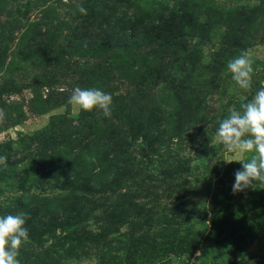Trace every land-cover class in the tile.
<instances>
[{
    "label": "rangeland",
    "instance_id": "obj_1",
    "mask_svg": "<svg viewBox=\"0 0 264 264\" xmlns=\"http://www.w3.org/2000/svg\"><path fill=\"white\" fill-rule=\"evenodd\" d=\"M185 2L202 7L201 20L210 31L204 39L188 40L194 56L183 60L182 50L161 53L154 42L142 38V30L168 18ZM80 7L86 15L79 13ZM100 16L105 31L118 28L126 33L127 41L117 49L88 40L99 33L91 30ZM245 51L253 61L250 90L239 88L226 67ZM156 52L154 61H173L174 68L190 65V75L172 81L165 73L173 75L168 68L147 77L142 67L153 62ZM150 66L156 67L154 62ZM77 86L111 94V116L104 117L99 109L74 110L68 100ZM261 87L264 0H0V108L5 112L0 145L12 143L6 166L0 167V216L23 212V206L32 203L57 211L55 200L62 197L66 203L71 198L66 185L45 175L41 182L31 176L33 183L24 188L12 176L15 167L22 170L31 159L39 160L26 138L46 131L52 119L65 118L75 131H123L132 160L127 161L125 176L102 197L75 189L91 208L81 221L87 234H76L78 242L85 243L70 253L66 247L59 250L56 264H264V228L249 221H259L262 212L253 210L256 204L248 199L252 185L232 190L235 172L242 170L233 160L246 162L251 154L229 153L214 139L228 109L239 110ZM122 104L124 110H117ZM177 117L183 118L181 131L170 124ZM149 120L169 126L161 145L152 142L159 155L149 152L142 137L132 136L133 131L153 136ZM61 123L67 122L57 125ZM71 158L58 150V161L68 163ZM175 158L186 160L187 170L173 174L163 166ZM114 205L130 209L122 222L107 213ZM139 206L140 214H132ZM43 212L34 213L35 222L47 217ZM149 215L152 220L146 219ZM162 217L174 225L166 228ZM36 227L45 229L38 223ZM50 245L48 240L44 247Z\"/></svg>",
    "mask_w": 264,
    "mask_h": 264
},
{
    "label": "trees",
    "instance_id": "obj_2",
    "mask_svg": "<svg viewBox=\"0 0 264 264\" xmlns=\"http://www.w3.org/2000/svg\"><path fill=\"white\" fill-rule=\"evenodd\" d=\"M250 6L244 8L241 6L239 9H245L247 12H250L252 11V7L250 8ZM204 15L201 6H194V4L185 2L182 8L170 14L168 18L157 19V23L154 24L151 29L144 28L142 30V38L154 42L153 44L157 45L161 53L170 54L173 53V50L178 49V51L182 50L180 59L184 60L189 57L188 55H190L191 59V57L194 56V46L191 45V47L188 48V40H191L193 37L204 39V34H208L210 31L207 27L206 29L204 28V25H207L201 20V16ZM99 20L100 22L97 23L96 28L91 30V32L95 31L99 33L88 36L87 38L89 41L93 44L96 42L97 45L100 46H107L109 49H117L118 46L123 43V40L125 42L127 41L126 33H120L118 28H111L105 31L104 28L107 27L105 26L106 22L103 21L104 19L101 16ZM239 23H241V21H239ZM180 44L182 48H180ZM223 44V46L227 45L226 43ZM229 47L235 49L237 45L232 43ZM157 55V52L153 53V60L151 59L156 67L150 66L153 62H148L142 67L147 77L151 76V74L158 75L161 70H166L168 68L173 71V75L169 76V72L165 73L172 81L177 80L182 75H190L189 70H192L190 65L189 67L180 65L174 68L172 67L173 61H168L167 63H163L162 60L159 62V59L154 61V57ZM187 63L190 64L189 62ZM196 89L199 90V88ZM122 106L123 104L120 105L117 110L123 111L124 109ZM83 117L84 116L81 114L79 119ZM177 118L178 119L172 121L170 124L173 130L178 129V131H181L182 128L180 126L182 125L183 118ZM64 121L68 123L69 120L65 118L61 120L52 119L46 131L26 138L31 149L34 147L39 160L36 161L33 158L30 160L28 167L22 170H17L15 167L12 171L13 178H17L16 183L19 188H24L27 184L31 185L33 183V179H30L31 176L32 178H36L35 182H41L45 175L49 181H54L56 183L61 181V186L62 183L66 185L67 189L64 190H67L71 197L67 199L66 203H63L62 197L60 200L54 199L60 206L57 211L50 207L37 208L33 203L27 206L22 205V211L29 217L26 220L25 227L28 229L30 243L23 244L19 249L18 259L20 264H36L38 262L43 264H56L55 257L59 255V250L66 247L67 251L70 253L74 247L83 246L85 242H78L81 241L78 235L87 234L84 227L81 225V221L82 218L87 216L91 211V208H88L89 204H84L88 201L87 198L74 194L75 189L83 190L86 195H90V197L93 198L102 197V195L107 194L108 191L110 192V189L115 186L117 181L125 176L129 169L127 161H130L129 158L131 157H129L127 153L129 145L124 141L125 133L123 131H114V128L110 131H75L73 130L75 127H71L70 123H61L60 126L57 125ZM157 121L149 120L148 123V125L155 130L153 131V136H150L149 131H133L132 136L142 137L148 144L147 147L150 150L149 152L153 153L154 151L159 155L156 149H152V142H157L158 146L161 145L163 137L166 138L170 131H167L169 129L167 123L159 124ZM77 123L81 125L83 122L80 121ZM136 133L139 135H136ZM11 144L12 143L0 145V156H6L7 160L9 158L8 153L11 150ZM58 150H61L63 154H67V158L72 156L71 159H68V163L56 159ZM104 150L110 152L105 153ZM103 160H106V162L102 163ZM36 162H40L41 165L37 167ZM97 165L99 167H97ZM163 166L166 167L168 171L172 170L173 174H178L180 169L183 171L188 168L186 160L182 161L180 158L171 159V162H166ZM248 195V199L252 204H256L253 210L262 211L257 214L260 217L259 221L253 218H250L249 221L252 224L256 223L257 226H262V228H264V183L259 184L258 181L253 182L252 187L248 190ZM32 199H30V202ZM254 199L255 202L253 201ZM139 209L142 210L140 206L138 209H131V213L139 215ZM40 210H43V213H48L45 214L47 217L35 222L33 215ZM129 210L130 209L124 206L118 207L114 205L107 213H109L111 218L116 219L118 222H122L126 216H128L127 212ZM152 217L153 215H149L146 219L152 220ZM36 223L45 226V229L36 227ZM162 224L165 225L166 228L174 225L173 220L168 222L163 217ZM59 230L62 234H60ZM57 231L59 234H57ZM77 233L78 235L76 236ZM71 235L73 236L71 237ZM48 240L51 241V245L44 247ZM94 240L97 241V238ZM172 240H174V238L170 241ZM175 242L176 241H173V243ZM35 248H37L38 251L34 253ZM222 251L224 254H228L225 253L226 251L223 249Z\"/></svg>",
    "mask_w": 264,
    "mask_h": 264
},
{
    "label": "clouds",
    "instance_id": "obj_3",
    "mask_svg": "<svg viewBox=\"0 0 264 264\" xmlns=\"http://www.w3.org/2000/svg\"><path fill=\"white\" fill-rule=\"evenodd\" d=\"M78 11L82 15L87 14L84 7ZM252 65L253 61L247 51L227 62V70L239 88L251 89ZM68 104L77 111L99 109L104 117H110L112 96L97 88L82 89L77 86L72 90ZM4 119L5 112L0 108V121ZM214 139L229 153L251 154L246 162L233 160L242 164V170L235 172V183L232 186L234 193L243 191L253 182L264 183V87L250 100L242 103L239 110L235 106L228 109V115L218 121ZM6 163L7 157L0 156V166H6ZM28 218L24 212L0 216V264H20L19 249L23 244L30 243L28 229L25 227Z\"/></svg>",
    "mask_w": 264,
    "mask_h": 264
}]
</instances>
